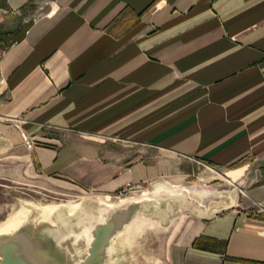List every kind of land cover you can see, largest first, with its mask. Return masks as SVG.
Returning <instances> with one entry per match:
<instances>
[{"label": "crops", "instance_id": "0c3cea01", "mask_svg": "<svg viewBox=\"0 0 264 264\" xmlns=\"http://www.w3.org/2000/svg\"><path fill=\"white\" fill-rule=\"evenodd\" d=\"M0 5V176L107 197L158 179L155 192H196L172 162L248 157L244 190L196 192L207 216L144 231L166 233L165 264H264V0ZM119 136L142 152L124 158Z\"/></svg>", "mask_w": 264, "mask_h": 264}, {"label": "water", "instance_id": "95a60500", "mask_svg": "<svg viewBox=\"0 0 264 264\" xmlns=\"http://www.w3.org/2000/svg\"><path fill=\"white\" fill-rule=\"evenodd\" d=\"M129 193L113 201L96 195L75 202L17 196L0 222V264H128L133 226L135 243L148 224L166 226L183 212L209 213L188 187L148 193L133 184Z\"/></svg>", "mask_w": 264, "mask_h": 264}, {"label": "rangeland", "instance_id": "374dc122", "mask_svg": "<svg viewBox=\"0 0 264 264\" xmlns=\"http://www.w3.org/2000/svg\"><path fill=\"white\" fill-rule=\"evenodd\" d=\"M121 138L122 137L119 136L118 139ZM120 141L122 142V144H120L119 146L121 147V149H123L124 158L129 157L132 154L140 153L142 152L141 148H144V146L134 142H129L128 140H125V138H122V140ZM249 159L250 158L248 157H244L233 164L226 165L221 162H213L207 160L206 158L188 155L186 157H183L179 163L172 162L171 167L173 169L180 166L182 169H185L186 177H184V183L187 185L189 184L197 193L200 192L204 195L208 194L209 196H207L206 199L209 200L212 197L220 196L222 193L232 192L237 189L240 190V188L241 190L245 189V185L243 182H246V180L248 179L242 176L243 174H240L244 172L245 175V172H247L249 168H252V166L250 165L252 164V162ZM247 163H249L248 166ZM235 167L240 168L236 171H233L232 169ZM17 179L18 178L16 177L14 178L13 176L8 175L0 176L1 223L8 218L14 204L16 202L18 203L17 196L31 195L32 197L38 196L45 199L46 201L52 202H75L85 196L96 195L108 201H113L115 199L128 196L130 194V188L133 185V183L129 181L131 183L130 188L126 191H122L121 189L127 186L126 183L128 182H126L117 190L115 194L107 197L101 194H97L96 192L83 191L77 186L74 188L72 184L60 180H55V182H58V186L54 185L51 182H40V180H34L26 184L22 182L21 184ZM162 181V179H158L152 183H144L145 186H143V189L148 193H156L154 191L155 185ZM63 186L69 187L66 188ZM179 187L180 185L172 186V188L174 189ZM254 210L257 212H264V203H262L261 201H256ZM160 228H162L160 225L159 227H156V229ZM132 231V240H130L128 248V264H165L164 261H166V258L162 256V249L165 246L166 233H161V231L158 232L161 234H154L157 238H155L154 240V235L151 237V239L147 238L148 233L145 230L136 236V242L134 243V226Z\"/></svg>", "mask_w": 264, "mask_h": 264}, {"label": "built area", "instance_id": "2783aa9c", "mask_svg": "<svg viewBox=\"0 0 264 264\" xmlns=\"http://www.w3.org/2000/svg\"><path fill=\"white\" fill-rule=\"evenodd\" d=\"M5 11V9L0 5V15L3 13ZM3 50H4V48H2L1 46H0V58H1V55H2V53H3ZM24 134V139H25V141H26V143L28 144V145H32L33 144V141L31 140L32 138H30L27 134H25V133H23ZM126 187H124V188H122L121 190L123 191V190H128L129 188H130V185H131V183L130 182H128V183H126Z\"/></svg>", "mask_w": 264, "mask_h": 264}, {"label": "bare ground", "instance_id": "6f19581e", "mask_svg": "<svg viewBox=\"0 0 264 264\" xmlns=\"http://www.w3.org/2000/svg\"><path fill=\"white\" fill-rule=\"evenodd\" d=\"M220 202H222V200L220 201ZM231 204H233L232 202H231ZM226 205V204H225ZM224 208V207H223ZM157 223V222H156Z\"/></svg>", "mask_w": 264, "mask_h": 264}]
</instances>
